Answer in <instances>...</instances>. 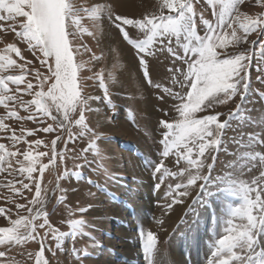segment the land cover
Wrapping results in <instances>:
<instances>
[{
  "label": "snow or ice",
  "instance_id": "obj_1",
  "mask_svg": "<svg viewBox=\"0 0 264 264\" xmlns=\"http://www.w3.org/2000/svg\"><path fill=\"white\" fill-rule=\"evenodd\" d=\"M244 2L245 0H207L217 19L213 23L201 13L199 22L204 26V34L201 35L197 31V12L192 0H161L158 15L149 14L140 19L116 14L110 7L101 4H96L92 8L78 6L75 0H0V21L13 22L11 30L28 45L33 55L37 56L40 65L47 70L44 73L36 68L29 73L28 65L33 61L18 63L13 59L15 54L20 60H25L21 55V49L15 43H9L0 50V106L7 110L6 115L0 116V131L9 132L7 139L11 141V147L0 143V173L12 175L15 163L19 166L16 171L29 181L24 182V179L8 181L7 184L0 186L11 188L12 191L22 195V190L31 192V185H35L34 197L29 201L32 207L16 204L17 209L27 207L28 215L9 219L11 226L0 227V258L8 257L9 251L18 245L39 240L40 249L35 254L36 264H49L44 258L45 240L49 234L56 241V248H61V242L69 237L72 240L86 237L93 244L95 243L91 231L94 225L82 217L76 218L77 213H86L91 205L69 207L70 218L66 221L69 231H61L49 222L48 213L43 207L47 192L42 195L41 184L33 177V173L37 171L39 157L46 156L47 153L39 152L37 156H33L30 150L33 143L39 146L43 142L41 140L28 142L23 134L17 136L16 130L5 123V120L12 118L36 120L38 115L49 118L56 122L57 127L48 124L40 129L41 131L52 133L58 129H69L66 144L76 143L79 138L89 139L88 146L77 154L87 163V157L82 154L97 148L96 142L101 139V134L89 127L86 122L85 109L90 97L82 96L87 85L85 78L81 76L86 64L83 61L78 62L77 57L91 53L90 63L101 61L103 56L96 55L91 48L81 42V36L84 34L93 38L97 36L95 31L84 26L83 14H86L94 21L106 17L112 26L119 30L122 38L134 47L139 63L143 67V79L148 85L161 92L157 96L158 100L166 102L167 95L179 101L174 105L178 118L159 121L164 129L160 143L163 147L162 157L175 155L176 163L180 164L183 161L184 166L178 171H171L165 167L163 160L153 166L154 172L160 174L159 183L155 185L156 189H159L168 177L176 181L167 185L165 195L171 198L167 207L171 209L175 204L183 203V198L189 194L192 186L197 185V182H202L199 184L202 194L213 196L215 193L210 189L214 187L225 198L229 196L237 198L235 203L225 202L222 215L216 218L215 239L209 245L211 251L207 264H264V240H262L264 238V170L251 180L241 179L233 172L212 176L217 161V156L213 153H218L220 150L223 130L244 110L241 105H237V109L224 120L220 119L223 114L219 112L198 116V113L209 112L215 105L224 104L237 95L243 100L248 92L249 62L252 57L247 51L232 54L229 48L248 43L249 34L253 32L264 33V15L251 16L241 12L240 5ZM256 3L264 5V0H256ZM129 26L142 32L144 38H132L129 35ZM241 30L243 35H238ZM173 37L176 48L181 49L182 54L173 48ZM252 43L255 44L256 41ZM258 47L261 61L264 62V41L260 42ZM158 52H167L175 58L174 66L169 68L168 72L171 73L172 84H178L181 89H185L184 92H174L171 87H162V81H154L155 65L150 71L148 58L157 56ZM177 61L187 65L186 71L175 67ZM13 69H20L21 74L5 75ZM29 74L34 76L35 84L33 80L27 78ZM86 79L98 80L105 95H108L109 88L102 70ZM10 84L16 86V94H12ZM22 84L23 88L20 87ZM19 93L34 98L23 101L17 95ZM16 102H19V107L26 112L33 108L35 110L30 115L21 117L14 106ZM78 109V118L73 119V114H76ZM164 115L167 116L168 113L165 112ZM73 126L78 128V134L71 132ZM23 132L24 130L21 129V133ZM33 134V130H28L27 135ZM63 140L61 135H57L51 142L52 155L49 163L52 165H55L57 155L63 158V153L56 152L57 141ZM250 140L264 143L258 141L256 137H250ZM21 141L29 143V150L20 152L15 147ZM20 156L23 157L22 160L19 159ZM247 158L253 162L258 160L264 165V153H250ZM48 166V164L40 165L41 177ZM255 166V163H252L248 171ZM227 167L235 171L237 165L228 164ZM240 174H243L242 169ZM68 175L70 173L66 170L64 177ZM16 183L21 187L16 188ZM59 199L63 203L66 197L62 195ZM200 202L198 199L193 201V204ZM37 204L41 207L33 211ZM190 211H194V208H190ZM5 213L6 209L0 207V214ZM41 218L43 222L37 224L36 221ZM45 228L47 231L41 236L37 230ZM140 235L143 238V252L149 264H153L158 237L152 231L144 233L141 230ZM81 251L87 254L86 248L72 249L77 259L80 258ZM31 255L29 253V256ZM0 264H17V262L13 258H8L0 259Z\"/></svg>",
  "mask_w": 264,
  "mask_h": 264
},
{
  "label": "rangeland",
  "instance_id": "obj_2",
  "mask_svg": "<svg viewBox=\"0 0 264 264\" xmlns=\"http://www.w3.org/2000/svg\"><path fill=\"white\" fill-rule=\"evenodd\" d=\"M75 2L78 6L88 8L101 4L110 7L116 14L140 19L149 14L158 15L161 0L148 13L139 15L124 13L117 7L115 8L114 5L98 3L96 0H75ZM192 2L197 12V31L203 35L204 26L199 22V15L203 13L205 18L213 21V23L216 22L217 18L213 15L212 6L207 3V0H192ZM164 11L167 14V10ZM217 11H219V8H217ZM240 11L251 16L264 15V5L257 4L256 0H245L244 4L240 5ZM83 15L84 20L82 22L84 26L95 31L97 36L93 38L84 34L81 36V42L91 48L96 55L103 56L101 61L90 63L91 53H84L82 56L77 57L78 62L83 61L86 64V67L81 71V76L85 78L87 85L82 92V96L90 97L85 109L86 122L89 127L101 134V139L96 142L97 148L82 154L87 157V163L77 155L82 148L88 146L89 139L87 137L79 138L76 143L66 144L69 129H58L56 132L45 133L40 129L48 124H52L55 128L57 124L49 118L39 115L36 120H17L15 118L5 120L10 128L16 130L17 136L23 134L28 142L36 140L43 142L39 146L34 143L31 145L30 150L33 156H37L39 152L47 153L46 156L39 157L37 171L33 173V177L41 184L42 195L45 191L47 192V199L43 207L48 213L49 222L54 227L59 228L61 231H69L66 223L70 218L69 207L76 208L91 205L86 213H77L76 218L82 217L88 223L94 225L91 231L95 237V243L93 244L86 237H77L76 240L69 237L61 242V248H56V241L49 234L45 240L44 258L48 260L49 264H149L143 252V238L140 235L142 230L144 233L152 231L158 237L153 264H158L161 259L165 264H176L177 256L175 255H179L181 258L183 256V261H187L184 264H207L209 252L211 251L209 245L215 239L216 218L222 215L225 202L235 203L237 198L230 196L225 198L214 187L210 189L215 193L213 196H208L206 193L202 194L199 187L202 182H197V185L189 189V194L183 198V203H177L171 209L167 207L171 202V198H167L165 195L167 185L174 184L176 181L168 177L160 188L156 189L155 185L159 183L160 174L154 172L153 166L162 160L165 167L171 171H178L180 167L184 166L183 161L180 164L176 163L175 155H170L167 158L161 156L163 147L160 141L164 129L159 121L178 118L174 105L178 104L179 101L166 94V102L158 100L157 96L161 94L160 90L148 85L151 100L156 104L155 111L157 115L153 116V129H149L148 126L144 125L145 123L142 125L140 123L142 116L136 110V99H127L123 93L116 94L112 90L111 84L115 81L118 69L116 63L108 65L109 55L101 49L98 42L99 30L102 25L110 27L122 38L119 30L115 29L106 17L100 21H94L88 15ZM12 23V21H0V50L4 49L9 43H15L21 49V55L25 57V60H20L15 54H13V59H16L18 63L33 61L31 65H28L29 73L36 68L46 73L47 70L40 65L37 56L33 55L28 45L21 41L11 30ZM129 35L134 39L144 38L142 32L130 26ZM238 35H243L242 30L238 32ZM172 41L173 48L182 54V50L176 48L175 37L172 38ZM252 41H256V43L253 44ZM262 41H264V33L257 31L249 34L248 43L229 48L232 54L247 51L252 57L249 62L248 92L243 100L237 95L224 104L215 105L209 112L198 113V116H203L219 112L223 114L220 119L224 120L237 109V105H241L244 110L230 121V126H226L223 130L220 150L218 153H213L217 156L216 165L212 171L213 177L233 172L241 179L251 180L259 175L260 171L264 170V165H261L258 160L253 162L247 158L250 153H264V143L250 140V137H256L258 141H264V95H262L264 93V62L261 61L258 47ZM124 42L130 54L135 53L137 56L134 47L125 40ZM157 49H159V45H157ZM113 56H116V52H113ZM148 59L150 71L152 66L155 65L156 74L153 76L155 82L162 81L163 86L171 87L174 92L185 91L178 84L173 85L170 79L171 73L168 72V69L174 66V57L167 52H158L157 56ZM138 67L139 69L142 68L143 78V67L140 63H138ZM175 67L181 68V71L187 69V65L179 61L175 62ZM101 70L104 72L105 83L109 88L107 96L98 80L86 79ZM7 74L19 75L21 72L20 69H13L10 73H5V75ZM27 78L33 80L35 84L33 75L29 74ZM9 86L13 90L12 94H16V86L11 84ZM20 87L23 88L24 85L22 84ZM46 90L47 85L45 86ZM17 95L23 101L34 98L25 93ZM96 103L99 104V108L95 107ZM14 106L21 117H26L35 110L33 108L26 112L19 107V102H16ZM99 111L114 129L106 131L95 122V116ZM6 112L7 110L0 106V116L6 115ZM78 112L79 109L76 114H73V119L78 118ZM165 112L168 113L167 116L164 115ZM147 120L150 121L151 119L148 118ZM122 122L127 125V129H130L136 135H129L125 127L123 130L120 125ZM21 129L24 130L23 133H21ZM28 130H33L34 134L27 135ZM78 131L76 126L71 128L73 134H78ZM9 135L10 133L7 131H0V143L11 147V141L7 139ZM57 135L64 138L63 141H57L56 143V152L58 154L63 153V158L57 155L56 163L52 165L49 163L52 155L51 142ZM15 147L23 152L29 150V143L21 141ZM19 159L22 160L23 157L20 156ZM252 163H255L256 166L248 171V167ZM41 164L49 165L42 177L39 172ZM228 164L237 165L235 171L227 167ZM13 167L12 175L0 173V185L7 184L8 181L21 179H24V182H29L16 171L18 165L14 163ZM241 169L243 170L242 175L240 174ZM66 170L70 175L64 177ZM205 174H207L206 169ZM61 177L64 178L61 179ZM15 187L20 188L21 185L16 183ZM31 187V192L22 190L23 194L21 195L12 191L11 188L0 186V207L6 209L5 214H0V227L11 226L9 219H18L20 216L28 215L27 207H32L29 201L35 194V185L32 184ZM62 195L66 197L63 203L59 199ZM198 199L201 202L194 205L193 201ZM17 203L24 204L27 207L17 209ZM40 207L37 204L33 211ZM190 208H194V211H190ZM159 221H163V223H159ZM42 222L43 218L36 221L37 224ZM37 231L43 236L47 228L38 229ZM205 245L208 246V251ZM74 247L77 250L86 248L87 254L85 255L81 251L80 258L77 259L72 252ZM39 249V240L28 241L11 249L8 257L0 259L13 258L17 264H36L35 254ZM29 253L32 255L29 256ZM131 254L135 258L137 256V260H133Z\"/></svg>",
  "mask_w": 264,
  "mask_h": 264
},
{
  "label": "bare ground",
  "instance_id": "obj_3",
  "mask_svg": "<svg viewBox=\"0 0 264 264\" xmlns=\"http://www.w3.org/2000/svg\"><path fill=\"white\" fill-rule=\"evenodd\" d=\"M96 2L109 3L112 6L114 5L115 8L117 7L119 10H121L124 13L139 15V14L148 13L156 4H158L159 0H136V1L96 0ZM98 42L100 44L101 49L104 52L108 53L109 55L108 65H113L114 63H116V68L118 69V72L115 76V81L114 83L111 84L112 90L116 94H118L119 92L123 93V95L126 96L127 99H136L135 100L137 106L136 110L138 111L139 115L142 116V118H140V123H142V125L143 123H145L144 124L145 126H148L149 129H153L154 127L153 116L157 115L155 111L156 104H154L153 101L151 100L148 84L142 78V74H141L142 68L139 69L138 67L139 60L136 54L135 53L130 54L129 50H127V47L124 44L125 43L124 40L118 36L117 32L111 30V28L106 25H102V28L99 30ZM113 52H116V56H113ZM95 107L99 108V104L96 103ZM96 115L97 116H95V122L98 123V125H100L102 129L106 131H110L114 129L112 128V125L108 123V121H106L107 120L106 117L101 115V111H99V113H97ZM145 117H148L151 120L148 121L147 120L148 118L146 119ZM120 125L123 128V130L124 127L126 128V130H128L127 132L129 133V135L131 136L136 135V133H133L130 131V129H127V125L124 124L123 122L120 123ZM206 249L208 251V246H206ZM175 256H177L176 264H184L187 262V261L186 262L183 261V256L182 258L179 255H175ZM133 260H137V256L136 258L135 256H133ZM159 261L160 262H158V264L164 262L162 261V259Z\"/></svg>",
  "mask_w": 264,
  "mask_h": 264
}]
</instances>
